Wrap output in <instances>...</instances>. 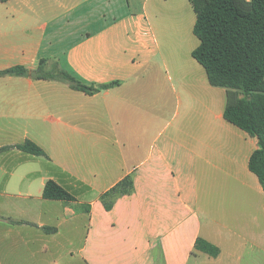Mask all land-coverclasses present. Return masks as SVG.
Instances as JSON below:
<instances>
[{
    "label": "crops",
    "instance_id": "0c3cea01",
    "mask_svg": "<svg viewBox=\"0 0 264 264\" xmlns=\"http://www.w3.org/2000/svg\"><path fill=\"white\" fill-rule=\"evenodd\" d=\"M195 23L189 0L0 1V70L117 83L0 77V264H264L257 141L225 120ZM49 181L75 201L45 199Z\"/></svg>",
    "mask_w": 264,
    "mask_h": 264
},
{
    "label": "trees",
    "instance_id": "16d2710c",
    "mask_svg": "<svg viewBox=\"0 0 264 264\" xmlns=\"http://www.w3.org/2000/svg\"><path fill=\"white\" fill-rule=\"evenodd\" d=\"M0 1L6 3L9 0ZM189 1L196 14L194 34L200 42L192 56L205 68L212 86L226 89L225 120L257 141L258 148L249 160V169L264 188V0ZM46 64L47 61H41L35 70L26 67L0 70V77L58 79L89 95L117 84L87 86L65 71H46ZM14 148L33 156L45 155L31 141ZM133 189L132 179L126 178L103 200L131 194ZM43 196L67 203L75 201L54 181L46 184ZM195 248L213 258L220 253L217 247L202 239L197 241Z\"/></svg>",
    "mask_w": 264,
    "mask_h": 264
},
{
    "label": "rangeland",
    "instance_id": "374dc122",
    "mask_svg": "<svg viewBox=\"0 0 264 264\" xmlns=\"http://www.w3.org/2000/svg\"><path fill=\"white\" fill-rule=\"evenodd\" d=\"M196 258H194L191 262V264H196ZM198 264H218V263H215L213 261H211L207 256L205 255H202L200 256L199 258V261L197 262Z\"/></svg>",
    "mask_w": 264,
    "mask_h": 264
}]
</instances>
